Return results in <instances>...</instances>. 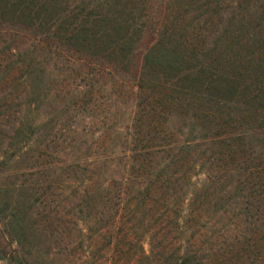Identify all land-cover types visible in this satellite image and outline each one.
<instances>
[{
	"label": "trees",
	"instance_id": "16d2710c",
	"mask_svg": "<svg viewBox=\"0 0 264 264\" xmlns=\"http://www.w3.org/2000/svg\"><path fill=\"white\" fill-rule=\"evenodd\" d=\"M144 1L0 0V17L19 21L22 32L32 33V42L17 49L0 70V83L11 81L0 95V115L7 114L8 100L24 95L13 102L23 111L11 126L9 147L25 150L29 134L38 144L40 131L68 105L87 111L100 106L96 122L102 128L83 130L90 137L82 139L85 157L64 160L65 177H53L50 183L53 188L55 182L64 183L69 209L90 231L88 257L156 258V264H264L262 60L245 57L238 68L230 59L224 67L221 61L232 56L198 48L203 39L180 23V7L162 6L161 19H154L152 12L143 11ZM60 48L77 54L81 65L92 66L91 74L108 73L126 86L132 100L128 110L106 103L109 98L96 102L93 97L89 105L91 94L104 89L92 75L88 87L69 104L34 118L51 86L43 78L45 63ZM173 111L192 118L181 137V127L167 125V114ZM89 114L97 118L95 109ZM53 136L49 140L55 141ZM117 144L121 147L116 151ZM70 146L78 148V143ZM247 158L258 160L250 164ZM202 168L204 176L194 179ZM6 189L0 184V221L7 220L8 234L19 243L23 228L15 220L20 209L10 197L6 203ZM232 201L239 205L230 206L222 221L216 212L224 213L223 204ZM145 232L148 252L139 242ZM82 241L74 247L82 248Z\"/></svg>",
	"mask_w": 264,
	"mask_h": 264
},
{
	"label": "rangeland",
	"instance_id": "374dc122",
	"mask_svg": "<svg viewBox=\"0 0 264 264\" xmlns=\"http://www.w3.org/2000/svg\"><path fill=\"white\" fill-rule=\"evenodd\" d=\"M144 2L143 11L152 12L154 19H161L162 6L173 9L175 6L180 7L184 11L180 16L182 17L179 20L180 23H185L188 31L197 35V38L203 39L198 48L212 54L224 53L223 57L224 55L233 57L221 61L224 67L230 66L231 59L240 68L239 65L241 66V61L245 57L262 60L261 66L264 65V0H145ZM22 29L21 22L0 17V70L5 68L3 65L8 60L15 58L17 49L32 42L31 31L22 32ZM147 37L148 35L143 36L144 39ZM77 57V54L72 56L64 48L52 51L45 63L46 71L43 74L44 80L48 79L51 84L49 94L46 97L47 101L45 99L34 114V118L40 119L48 113L47 111L64 106L66 102L69 104L73 95L84 87H88L87 81L93 75L91 74L92 66L81 65ZM16 67L17 64L14 68ZM15 72L14 69L13 73ZM93 76L98 78L97 84H102L104 89L91 94L88 98L89 105L93 97L96 102L109 98L106 103H115V106L121 109L120 111L126 108L128 110L132 100H130L131 96L129 97L125 92L126 86L115 83L112 75L108 73L101 72ZM114 78L120 82L118 76L114 75ZM5 83L4 85L0 83V95L11 85V81ZM97 87L99 86H94V89ZM106 91L109 92L108 95ZM23 98L22 92L17 98L12 97L8 100L11 106L7 109V114L0 115V155L4 156L0 184L7 188L5 200L10 197L9 201L15 202L16 209H20L17 211L18 218L15 223L23 228L18 243L8 234L10 226L8 222H5L7 220L0 221V264H156L158 261L156 258L146 261L142 257L131 260L127 257H102L101 260L88 257L86 251L92 248V244L86 246L92 241L89 236L90 231L86 228V224L76 218L73 211L69 209V201L64 198L66 191L64 183L55 182V187H51L53 177H65V171H62L61 166L64 160L85 157L86 147L82 139L85 137L89 140L90 137H87L89 135L84 134L83 130L98 132L102 128V124L96 122L101 115L102 107L94 108L97 112L96 118V114H91L92 116L89 114L94 109L76 110L74 106L68 105L65 112L57 115L53 122L48 123L46 130L40 131L38 144L35 145V142H32V135L29 134L28 140L31 141L29 146L21 152H14L12 146L9 147L11 139L9 135H11V126L15 125L23 108L17 110L13 102ZM173 106L176 107V105ZM128 113L129 111L121 118V122L126 121ZM167 116L169 117L168 128L181 127L183 132L181 134L178 132V135L180 137L185 135L189 122L192 121L190 114L185 116L173 111ZM91 121H95L97 126ZM53 135H57L56 140H49ZM205 142L208 140H203L197 149H202ZM70 143L74 145L78 143V148L71 147ZM120 147L117 144L116 151ZM205 150V154L209 152V149ZM256 160L258 159L247 158L245 161L253 164ZM204 171L205 168H202L194 179L202 178ZM6 201L8 203V200ZM236 205H239L238 201L224 203L223 209H226L224 213L222 210L216 213H221L223 216L220 219L225 221V214H228L229 207ZM238 218L239 216H236L234 220ZM228 226L233 228L232 223ZM79 227L82 228L81 231ZM79 238H83V247L75 248L74 244ZM130 238L133 241L132 237ZM139 242L145 252H148L147 232L140 236Z\"/></svg>",
	"mask_w": 264,
	"mask_h": 264
}]
</instances>
